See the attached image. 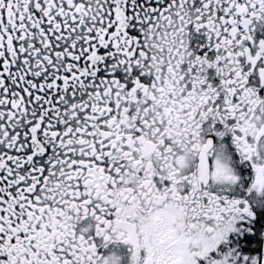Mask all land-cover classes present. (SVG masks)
<instances>
[{
  "label": "snow or ice",
  "instance_id": "1",
  "mask_svg": "<svg viewBox=\"0 0 264 264\" xmlns=\"http://www.w3.org/2000/svg\"><path fill=\"white\" fill-rule=\"evenodd\" d=\"M0 264H264V0H0Z\"/></svg>",
  "mask_w": 264,
  "mask_h": 264
}]
</instances>
